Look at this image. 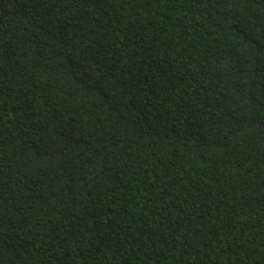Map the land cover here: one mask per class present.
<instances>
[{
	"label": "trees",
	"instance_id": "trees-1",
	"mask_svg": "<svg viewBox=\"0 0 264 264\" xmlns=\"http://www.w3.org/2000/svg\"><path fill=\"white\" fill-rule=\"evenodd\" d=\"M0 264H264V0H0Z\"/></svg>",
	"mask_w": 264,
	"mask_h": 264
}]
</instances>
